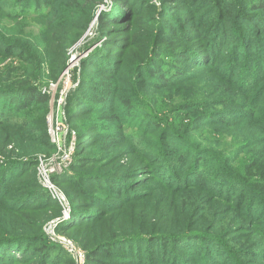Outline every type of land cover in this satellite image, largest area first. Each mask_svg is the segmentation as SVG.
Segmentation results:
<instances>
[{"label": "trees", "instance_id": "16d2710c", "mask_svg": "<svg viewBox=\"0 0 264 264\" xmlns=\"http://www.w3.org/2000/svg\"><path fill=\"white\" fill-rule=\"evenodd\" d=\"M96 5L86 0H0V21L20 24V19H31L43 26L46 59L42 65L36 61L37 49L21 37L0 35V64L5 59L18 60L15 65L0 66V132L10 125L28 132L38 146L54 150L45 127L46 109H40L48 97L35 81L57 80L67 63L66 47L81 36L87 13L93 14ZM110 6L114 10L100 16L101 47L81 62L83 73L90 74V68L99 78L81 76L73 96L77 100L73 109L66 110L67 123L75 133L71 174H57L52 180L57 185L66 182L74 201L71 217L57 230L86 250V264H243L240 253L234 254L220 237L193 228L188 220L198 199L192 200V193L186 191L234 200L239 213L264 233V177L258 173L254 179L243 178L221 156L196 148L184 132L187 124L194 123L187 121L183 130L169 123L141 93L177 88L194 79L197 69H208L228 83L227 97L220 101L221 110H215L213 100L208 101L210 110L197 124L243 119L264 126V0H164L159 8L150 0H111ZM178 6L190 9L179 10ZM58 7L66 14L58 13ZM77 7L86 15L83 20L75 19ZM114 77L116 84L111 80ZM93 115L100 124L92 121ZM34 116L39 117L40 129L32 128ZM112 135L130 141L132 147L126 153L131 156L129 163L136 165L131 173L135 175L119 177L101 170L106 165L100 153L116 144ZM11 142L0 136V154H7L0 162V199H10L0 202V264H52L49 253L53 247L47 246L36 221L59 217V206L39 185L35 159L8 157L13 155L7 150ZM98 143L102 152L92 154L90 149ZM145 181L158 184H149L151 197L158 190L182 193L176 212L185 223L183 231L155 227L166 218L158 207L137 206L126 221L122 219L124 209H133L126 204L149 197L135 193L144 188ZM14 189L19 192L11 197ZM128 228L132 231L117 236V230ZM249 254L264 260V249ZM64 258L61 264L73 263Z\"/></svg>", "mask_w": 264, "mask_h": 264}, {"label": "rangeland", "instance_id": "374dc122", "mask_svg": "<svg viewBox=\"0 0 264 264\" xmlns=\"http://www.w3.org/2000/svg\"><path fill=\"white\" fill-rule=\"evenodd\" d=\"M111 0H86L88 3H97L93 9V14L87 13V25L84 28L81 36L71 45L66 47L65 54L67 57V63L64 70L61 72L60 76L55 81L36 80L35 84H38L39 89L47 95L48 101L47 105H42L40 109H46L45 127L47 126V134L49 124H57L66 130L67 135L65 136V146L69 151L70 163L72 164L74 148H75V133L70 130L67 123L66 110L73 109V104L77 100L75 96L76 89L81 80V76L97 77V75L90 72L88 68V73H83V68L81 67V62L85 60L89 55L92 54L95 48L101 47L104 40L101 28V18H103V11L111 13L114 9L110 6ZM164 0H150L155 7H161ZM62 1H59L61 3ZM213 3V2H212ZM217 4L221 7L220 2ZM72 6L75 4H71ZM107 5V7H105ZM179 10H187L190 7L184 8L183 6H178ZM79 11L75 15L76 20H83L86 17L82 13V8L77 7ZM58 13L64 15L61 8L58 7ZM70 13V12H69ZM196 15L195 13H192ZM56 16V13L53 14ZM101 16V18H100ZM110 17V15H108ZM70 18L67 17L66 21ZM20 24L10 22L6 19L0 21V35L11 39L12 35L21 37L26 43L33 45L37 49L35 55L36 61L41 62V65L46 61L44 58L45 45L41 40L43 33V26L40 23L31 21V19L21 20ZM18 26L11 29L12 26ZM154 25V24H153ZM109 33V31L107 32ZM18 60L16 58L5 59L0 64L4 66L6 64L15 65ZM42 68V72L46 69V64ZM191 71V70H190ZM103 77V75H102ZM119 77V76H118ZM99 78V77H97ZM24 78H16L14 81L23 80ZM84 79V78H83ZM114 84H116L117 77L111 79ZM228 83L224 79L215 74L213 71L208 69H197L195 71L194 79L180 84L177 88H172L170 90L160 91V92H142L141 96L146 98V102L151 104L155 110H161L157 113L160 117L168 119V122L177 125L178 128L183 130V125L190 121L185 127V133L187 136L193 140L192 144L199 149H207L218 156H221L226 160L227 165L237 174L249 175L250 178H255L258 173L264 177V126L261 123L252 122L251 120L238 121L236 119L229 120L225 124H208L202 125L197 124L198 119L208 112L207 102L213 100L215 110H221L222 108L221 100L225 96L226 88ZM208 91L209 94L204 95L203 92ZM232 93H236L232 90ZM228 95V94H227ZM69 98V99H68ZM200 103L199 106L192 107L193 103ZM172 104L171 107L162 108L163 105ZM187 105L185 109L182 105ZM203 105V107H202ZM228 105L224 104V108ZM38 108V107H37ZM171 108V109H170ZM38 116H34L32 119V128L40 129V123L38 122ZM94 123L96 122L95 115H93ZM201 121V120H200ZM108 127V126H107ZM104 128V127H103ZM102 129V128H101ZM36 131V130H34ZM104 131V130H103ZM111 132L116 131V128H111ZM0 136L3 138H11L12 142L8 145L7 150L12 151L13 155H8L10 158L20 159L26 161L27 159L33 158L36 160L35 173L36 178L42 189L47 191L49 196L53 201L58 204V210L60 216L49 218L45 221H36L38 226H41V231L43 232L44 238L47 240V246H52V251L49 253V257L52 264H61L64 262L65 258L72 260V264H86V250L74 240L71 236L67 235L64 231L57 230V226L64 222L65 207L59 205L57 200L52 197L51 191L42 186V178L38 175L41 166L45 169V175H48L47 180L49 184L53 187L54 192L61 195L64 198L65 204H67L69 211V218L72 212V189L67 185L66 182L54 183L52 177L57 174V166L59 170L63 168V171L59 173H65L70 175L69 170L70 165L66 167H61V153H57V149L52 145L50 137L48 134V139L50 144L54 147V150L47 151L43 145H39L38 141L29 137L28 132H19L14 130L10 125L2 128ZM115 140L116 144L111 145V150L105 154L100 153V158L104 159L105 168L101 170L109 172L108 174L119 176V177H130L135 174H131L135 171L136 165L129 163L130 155L126 153V150L132 147L128 144L130 141L128 138H123L122 135L111 136ZM21 146H26L28 149L34 147H40L39 152H25ZM92 154H97L102 152V147L98 143L90 149ZM7 157V154H0V162L3 163V159ZM50 160H52L50 162ZM50 162V163H49ZM53 169V172L49 170ZM142 172H137L138 174H143ZM233 172V173H234ZM62 174L63 177L64 175ZM61 175V174H60ZM139 176L138 178H140ZM25 178V177H24ZM23 178V179H24ZM142 178V177H141ZM250 178L247 179L250 181ZM261 177H259L260 179ZM20 181V180H18ZM17 181V182H18ZM152 181H145L144 188L141 190H135V193H141L142 195H149L148 198L143 200V202H130L126 205L133 206V209L127 208L122 211V219L127 220L128 217L137 210V206H144L148 208L158 207L160 212H163L165 219L162 223H156L155 227H160L161 229L167 230H179L185 225L181 223V217L177 214L178 208V196L182 193H169L166 190H158L156 196L149 194L151 192V186L154 185L158 187L157 183ZM20 189V188H19ZM19 192L18 189L12 190L11 197ZM189 192V193H188ZM187 194L192 193V200L198 199V203L195 209L191 212V222L193 228L204 230L208 235H215L220 237V240L226 242V246L231 249V251L238 256L239 260L244 261L243 264H264V260L258 258L256 255L249 254L250 252H258L264 249V233L259 230V226L253 221H248V217L241 215L238 210L236 202L217 197L210 193L201 194L193 190L186 191ZM78 197V192L75 191V197ZM8 197V196H7ZM10 199L2 198L0 202L4 203ZM0 207L2 205L0 204ZM191 211V210H190ZM68 214V213H65ZM31 221L33 216L28 217ZM68 218V219H69ZM247 218V219H246ZM115 220V219H114ZM116 221V220H115ZM155 227L153 229H155ZM185 227V226H184ZM159 230V229H157ZM182 231L184 229H181ZM132 231V228L117 230V236H122L127 234V232ZM142 231V230H140ZM262 247V248H261ZM262 253V252H260ZM104 259L105 257L102 256Z\"/></svg>", "mask_w": 264, "mask_h": 264}, {"label": "built area", "instance_id": "2783aa9c", "mask_svg": "<svg viewBox=\"0 0 264 264\" xmlns=\"http://www.w3.org/2000/svg\"><path fill=\"white\" fill-rule=\"evenodd\" d=\"M48 134H49V137H50V141L52 143V145L57 149V153H61V167H66L68 165H70V155H68V152L69 151L67 149V147L65 146V136L67 135L66 133V130H63L62 127H59L57 124H49V127H48ZM52 160H50L51 162ZM49 162V163H50ZM59 171H63V168L59 170V166H57V174H61V172L59 173ZM49 172H53V169L49 170ZM55 174V175H57ZM39 176H41L42 178V181L41 184L43 187H45L46 189H48L49 191H51L52 195H53V199L54 200H57V202L59 203V205H61L62 207H65V213H68V214H65L64 213V218L62 219L63 221L67 220L69 218V211L67 212L68 209V206L67 204H65V200L64 198H61V195L57 194L54 192V189L53 187L49 184L48 180L46 177H48V175H45V169L43 166L40 167L39 169V173H38Z\"/></svg>", "mask_w": 264, "mask_h": 264}]
</instances>
